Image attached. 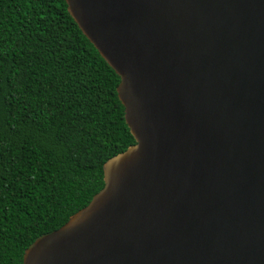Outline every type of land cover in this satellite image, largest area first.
Returning a JSON list of instances; mask_svg holds the SVG:
<instances>
[{
  "label": "water",
  "instance_id": "95a60500",
  "mask_svg": "<svg viewBox=\"0 0 264 264\" xmlns=\"http://www.w3.org/2000/svg\"><path fill=\"white\" fill-rule=\"evenodd\" d=\"M134 143L22 264H264V0H65Z\"/></svg>",
  "mask_w": 264,
  "mask_h": 264
},
{
  "label": "trees",
  "instance_id": "16d2710c",
  "mask_svg": "<svg viewBox=\"0 0 264 264\" xmlns=\"http://www.w3.org/2000/svg\"><path fill=\"white\" fill-rule=\"evenodd\" d=\"M119 81L65 0H0V264H22L134 143Z\"/></svg>",
  "mask_w": 264,
  "mask_h": 264
}]
</instances>
